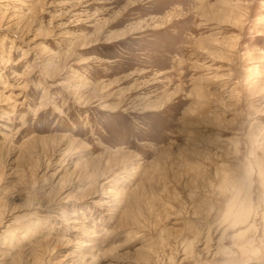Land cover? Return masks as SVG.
<instances>
[{"label":"rangeland","instance_id":"1","mask_svg":"<svg viewBox=\"0 0 264 264\" xmlns=\"http://www.w3.org/2000/svg\"><path fill=\"white\" fill-rule=\"evenodd\" d=\"M1 254L264 264V0H0Z\"/></svg>","mask_w":264,"mask_h":264},{"label":"bare ground","instance_id":"2","mask_svg":"<svg viewBox=\"0 0 264 264\" xmlns=\"http://www.w3.org/2000/svg\"><path fill=\"white\" fill-rule=\"evenodd\" d=\"M120 35H121V33H120ZM27 37V36H26ZM121 37H122V35H121ZM120 38V37H119ZM53 141H55V140H53ZM54 147V146H53ZM57 156V155H56ZM126 159V158H125ZM106 164V163H105ZM63 176V175H62ZM77 178V177H76ZM59 179V178H58ZM61 181V180H60ZM62 182V181H61ZM62 184V183H61ZM60 184V185H61ZM58 189V188H57ZM5 191V190H4ZM58 191V190H57ZM95 191V190H94ZM95 196V195H94ZM81 200V199H80ZM36 206V205H35ZM42 206V205H41ZM244 211V210H243ZM242 212V211H241ZM17 213V212H16ZM244 213V212H243ZM242 213V214H243ZM245 214V213H244ZM238 217V216H237ZM245 217V216H244ZM16 218V217H15ZM131 218V217H130ZM78 221V220H77ZM238 221V220H237ZM243 221H245V220H243ZM245 223V222H244ZM243 223V224H244ZM21 237V236H20ZM19 237V238H20ZM2 242V241H1ZM5 244V243H4ZM13 245V244H12ZM17 246V245H16ZM36 246H38V245H36ZM21 247V246H20ZM33 248H34V246H33ZM35 249H36V247H35ZM5 250V249H4ZM198 251V250H197ZM42 252V251H41ZM49 252V251H48ZM5 254V253H4ZM6 255V254H5ZM2 256V254L0 255V257ZM6 257V256H5ZM41 258V257H40ZM79 258V257H78ZM7 259H9V258H7ZM5 260V259H4ZM14 260V259H13ZM39 261H40V259H38ZM76 260V259H75ZM44 261V260H43ZM7 262V261H6ZM76 263V262H75ZM79 263V262H78ZM46 264V263H45ZM258 264V263H257Z\"/></svg>","mask_w":264,"mask_h":264}]
</instances>
